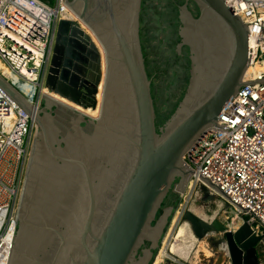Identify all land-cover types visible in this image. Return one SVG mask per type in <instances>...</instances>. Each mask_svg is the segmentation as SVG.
<instances>
[{
    "label": "water",
    "instance_id": "95a60500",
    "mask_svg": "<svg viewBox=\"0 0 264 264\" xmlns=\"http://www.w3.org/2000/svg\"><path fill=\"white\" fill-rule=\"evenodd\" d=\"M151 6L160 45L162 0ZM191 2L197 16L188 10ZM78 22L61 20L46 89L95 119L41 95L13 220L7 264H152L193 171L183 156L243 86L247 27L224 0H184L178 51H189L186 85L178 101H156L143 50V0H62ZM157 38H156V37ZM150 58V56H149ZM188 59V56H187ZM0 88L27 114L29 102L0 76ZM218 195L227 199L209 181ZM181 224L229 264H259L260 238L242 223L231 230L187 210Z\"/></svg>",
    "mask_w": 264,
    "mask_h": 264
},
{
    "label": "built area",
    "instance_id": "2783aa9c",
    "mask_svg": "<svg viewBox=\"0 0 264 264\" xmlns=\"http://www.w3.org/2000/svg\"><path fill=\"white\" fill-rule=\"evenodd\" d=\"M224 2L247 27L246 84L219 113V126L228 130L209 129L183 156L194 173L175 215L180 222L196 189L204 187L226 201L241 224L248 225L264 243V0ZM65 8L62 0H0V61L34 90L30 98L21 94L32 107L29 115L0 88V264H7L10 255L16 226L13 218L34 117L45 88L58 24L68 20ZM0 76L8 82L1 73ZM168 261L185 264L171 255Z\"/></svg>",
    "mask_w": 264,
    "mask_h": 264
},
{
    "label": "flooded vegetation",
    "instance_id": "af4514ba",
    "mask_svg": "<svg viewBox=\"0 0 264 264\" xmlns=\"http://www.w3.org/2000/svg\"><path fill=\"white\" fill-rule=\"evenodd\" d=\"M183 3L184 0H162V7L159 9L161 10V16H163L160 22H163L164 25V32H161L162 36L159 39L161 46L151 41L154 33L156 35L157 29L156 26L152 25L153 20L151 14H149L152 9L150 4L146 0H143L142 3L141 36L149 74L153 76V84L156 87L154 94L156 95V101H159L160 95L163 94L165 96L163 103L170 106L178 101L183 92L190 63L188 49L182 47L180 52L178 51L180 42L178 35L180 25L179 7ZM188 10L197 16L191 2L188 3ZM159 256L160 252L154 264H157Z\"/></svg>",
    "mask_w": 264,
    "mask_h": 264
},
{
    "label": "bare ground",
    "instance_id": "6f19581e",
    "mask_svg": "<svg viewBox=\"0 0 264 264\" xmlns=\"http://www.w3.org/2000/svg\"><path fill=\"white\" fill-rule=\"evenodd\" d=\"M65 9H66V11H65L66 12L65 13L66 18L68 20H73V21L78 22L79 25H80V28L85 33L89 34L88 29L69 11V9H67V8H65ZM89 35L91 36V34H89ZM91 37H92L93 42L96 44L97 48L100 51L101 60H102L101 61V63H102V74L104 75V72H105L104 54H103L99 44L94 39V37L93 36H91ZM0 73L8 80V83L12 87H14L20 94H22L23 96L28 97V98H30L33 95V93H34L33 88L31 86H29L28 84L19 81L13 74H11L4 67V65H3V63L1 61H0ZM246 77H249V73H247ZM102 86H103V77H102V82L100 84L99 93L97 95L98 105H97L95 110H91V109L84 110V109L80 108L79 106H76V105H74V104H72L70 102H67L66 100L58 97L57 95L50 93L46 89V87L43 88L42 93L50 96L51 98H53V99L65 104V105H67V106H69V107H71V108H73V109H75V110H77V111H79V112H81V113L93 118V119H95V118H97L99 116V108H100V101H101ZM220 203H222L223 206L225 204L229 208V204L226 201L225 202H220ZM190 211L192 213L196 214V215H201L202 214V213L200 214L199 213L200 211H198V209L196 210V208L194 206L191 208ZM236 219H237L236 217H235V219H233V223L230 225V229L235 230L236 228H238L241 225V220L237 221ZM235 221H237V223ZM170 237H171L170 240L165 241L163 243V247H162L163 250L159 251L160 252V256H159L160 258L157 260L158 261L157 264H163V260H169L168 257L170 255L178 258L179 260H181L183 262H185V264L187 262H189L191 257L196 253V250L198 249V245L200 243L199 241H197L196 239L193 238L192 234L190 233L189 226H187V224H181L179 226V228H177V230L174 232V234L170 235ZM169 250H170L171 254L169 253ZM197 253L199 254V252H197ZM157 255H156V257H157ZM226 255H227V253H226ZM156 257H155V260H156ZM227 258H228V255H227ZM154 263H155V261L152 264H154Z\"/></svg>",
    "mask_w": 264,
    "mask_h": 264
},
{
    "label": "rangeland",
    "instance_id": "374dc122",
    "mask_svg": "<svg viewBox=\"0 0 264 264\" xmlns=\"http://www.w3.org/2000/svg\"><path fill=\"white\" fill-rule=\"evenodd\" d=\"M42 94L43 93H41V95ZM182 199L183 198H181L180 196V199L174 210L172 220L169 222V225L167 226V229L163 235V238L161 239L160 248L157 251V254L159 253L160 250L161 251L163 250L162 248L163 243L165 241H168L171 238L170 235L171 234L173 235L174 232L177 230V228H179V226L181 225L182 220L177 223L175 213H176L179 203L180 202L182 203ZM220 202H225V201L221 199L219 196H215L212 193L210 194L204 187H198L196 191L194 192L193 197L189 200L188 210L190 211L191 208L194 206L196 210L198 209V211H200L199 212L200 214L202 213L201 215H197V216L199 217L202 216L201 218L205 220L218 219L222 221L223 223H225L226 225H228V227L230 228V225L233 223V219H235V216L233 212L231 211L230 207L228 208L225 204L223 206L222 203ZM236 220L238 221L241 219L237 218ZM237 221L235 222L237 223ZM197 252H199V254ZM169 253H170V250H169ZM256 256L258 258L259 264H264V243L260 242L257 244ZM189 263L190 264H215V263L216 264H229L224 247H221L218 254L215 255L213 254L212 250L209 249L208 244H206V242L204 241L199 243L198 249L196 250V253L192 256ZM163 264H173V263L169 262L168 260H163ZM186 264H188V262Z\"/></svg>",
    "mask_w": 264,
    "mask_h": 264
},
{
    "label": "crops",
    "instance_id": "0c3cea01",
    "mask_svg": "<svg viewBox=\"0 0 264 264\" xmlns=\"http://www.w3.org/2000/svg\"><path fill=\"white\" fill-rule=\"evenodd\" d=\"M192 258V257H191ZM189 263V262H188Z\"/></svg>",
    "mask_w": 264,
    "mask_h": 264
}]
</instances>
